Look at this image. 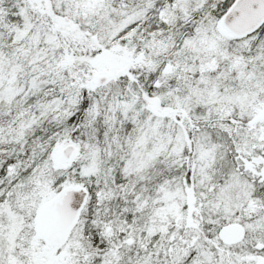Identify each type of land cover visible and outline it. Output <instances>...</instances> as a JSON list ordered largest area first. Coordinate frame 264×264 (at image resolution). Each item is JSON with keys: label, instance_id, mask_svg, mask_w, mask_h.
Instances as JSON below:
<instances>
[{"label": "snow or ice", "instance_id": "1", "mask_svg": "<svg viewBox=\"0 0 264 264\" xmlns=\"http://www.w3.org/2000/svg\"><path fill=\"white\" fill-rule=\"evenodd\" d=\"M0 264H264V0H0Z\"/></svg>", "mask_w": 264, "mask_h": 264}]
</instances>
